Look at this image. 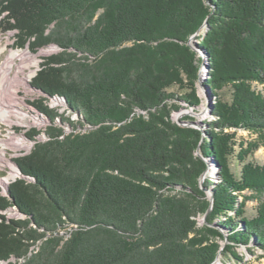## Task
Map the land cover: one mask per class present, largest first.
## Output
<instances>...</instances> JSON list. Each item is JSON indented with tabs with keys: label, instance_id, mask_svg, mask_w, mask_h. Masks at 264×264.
<instances>
[{
	"label": "trees",
	"instance_id": "1",
	"mask_svg": "<svg viewBox=\"0 0 264 264\" xmlns=\"http://www.w3.org/2000/svg\"><path fill=\"white\" fill-rule=\"evenodd\" d=\"M0 27L17 32L20 48L29 42L32 51L61 49L32 80L44 94L35 108L53 117L43 103L61 96L94 127L63 140L51 129L47 143L16 160L22 178L8 197L0 196V210L13 204L29 217L26 225L33 221L50 233L65 223L77 226L67 242L48 238L25 264H213L220 239L240 262L238 246L264 249V165L247 160L258 147L242 144L235 157L233 136L215 131L264 134V98L249 85L264 84V0H0ZM199 31L219 119L209 125L201 151L215 158L223 180L204 228L194 219L210 207L198 186L206 170L195 156L202 132L172 117L178 102L201 103L203 62L189 46ZM175 87L187 93L170 92ZM226 88L230 101L221 97ZM34 132L28 138L41 131ZM246 190L259 197L247 220L250 198L237 205ZM234 210L235 219L216 224ZM1 219L0 259L26 255L37 234Z\"/></svg>",
	"mask_w": 264,
	"mask_h": 264
},
{
	"label": "rangeland",
	"instance_id": "2",
	"mask_svg": "<svg viewBox=\"0 0 264 264\" xmlns=\"http://www.w3.org/2000/svg\"><path fill=\"white\" fill-rule=\"evenodd\" d=\"M203 29H208L207 23L204 24ZM16 34V31L3 32L0 27V65H4V63L10 59L12 53H16L17 56L13 57L11 60L15 61L12 74L14 75L18 67H21V77L28 79L26 84L20 82L17 85L14 83V85H10L6 88L4 87V92L2 93V95L4 94V97L2 98V95L0 96V196L3 197H8V189L11 184L22 178L16 160L23 159L30 155L35 149L37 143H47L50 140L48 136L50 133L49 130L56 129L58 133H55V135L58 134V136L54 139L63 140L70 135L87 134L94 128L83 121L79 112L70 109L64 97H49L48 100L43 103V106L49 109V113L54 117L53 120V117H48L43 113L41 114L39 110L35 108V103L42 101L41 96L44 94L31 86L32 80L38 75V72L43 69L42 64H44L45 60L59 54L61 49L56 45H49L47 47H37L32 51L29 42L25 48H20L17 46ZM199 34L200 31L195 37L190 39L189 46L197 53V58L202 59L203 62V64H201L199 79L197 81V94L201 99V103L197 108H192L184 102H178V106L181 109L174 112L172 117L178 125L202 132L201 142L199 148L195 152V156L205 163L206 170L200 177L198 186L199 189L203 191L205 199L211 204L212 194L214 195L215 201V186L221 184L223 181L222 176L220 175L221 168L215 158L212 156H205L202 153L201 148L202 144L209 138L208 130L211 129V126L209 125L219 120L218 117L213 114L212 110L218 99L215 96L217 92L213 93L211 88L206 85V82L210 79V70L206 68V63L204 62L207 57L199 48ZM80 56L81 55H77V57ZM249 85L255 94L261 95L264 98V84L254 81ZM170 92L177 93L179 96L187 93V91H181L177 87L171 89ZM221 97L225 101H230V89L226 88L223 90ZM8 107L9 110L12 109L10 111L11 115L5 117L3 114ZM186 123L191 124V126H185ZM181 124H184V126ZM35 130L41 131L40 134H37L38 136L36 137L33 136L28 138L27 134L33 133V135H35ZM215 131L217 133H223L224 135L233 136V156L235 157L240 152L242 144L244 145V148L250 143L256 144L258 150L247 160L260 166L264 165V134H262V132L235 127H228L223 130L215 128ZM231 167L235 175L239 177L241 166L237 163L235 158H232ZM246 197L250 198L246 202V207L244 209L246 212L244 218L247 220L256 215V210L259 204V199L257 198L259 197H257L256 192L246 190L243 193L238 194L237 205L240 206L242 202L245 201ZM193 202H197L196 197L193 198ZM208 211L205 215L199 214L194 218L197 221L199 228L207 226V216L212 212ZM1 217L7 221L6 223L12 221L25 223L22 232H24V229H27V231H34L37 236L35 239L28 242L29 246L26 255L16 258L9 257L5 260L0 259V264H25L30 258L39 254L48 238L53 236L62 237V243H64L71 239L73 232L77 230V226L68 225L66 223L52 233L46 232L43 228H39L33 221L26 225V223L29 222V217L21 213L13 204L6 209L0 210V223L3 221ZM235 217L236 210L230 211L228 212V215H223L217 219L216 224L219 221L226 222L228 218L235 219ZM212 227L219 229L222 233L224 232L227 237L229 236V231L222 230L221 226L214 225ZM216 241L220 245V251L213 264H264V249L253 243L248 247L243 245L237 247L235 254L241 258L242 261L240 262L237 259H234L231 254L225 252L227 245L225 244V239Z\"/></svg>",
	"mask_w": 264,
	"mask_h": 264
},
{
	"label": "bare ground",
	"instance_id": "3",
	"mask_svg": "<svg viewBox=\"0 0 264 264\" xmlns=\"http://www.w3.org/2000/svg\"><path fill=\"white\" fill-rule=\"evenodd\" d=\"M16 56H17L16 53H12V55L10 56V59L7 62H5L4 65L3 64L0 65V96L4 92V87L6 88V87H8L10 85H14V83H16V85H17L20 82H24V84H26L27 83L26 81H28L27 78H22L21 77V74H22L21 67H18V69H17V71L15 72L14 75L12 74L13 73V69H14L13 65H14L15 61H11V60H12L13 57H16ZM3 97H4V94L2 95V98ZM11 106H9V107H11ZM9 107L7 108V110L5 111L3 116L8 117V116L11 115L10 111L12 109L9 110ZM4 185H5V183H4Z\"/></svg>",
	"mask_w": 264,
	"mask_h": 264
},
{
	"label": "water",
	"instance_id": "4",
	"mask_svg": "<svg viewBox=\"0 0 264 264\" xmlns=\"http://www.w3.org/2000/svg\"><path fill=\"white\" fill-rule=\"evenodd\" d=\"M181 125L184 126V124H181ZM185 126H191V124H187V123H186ZM213 205H214V195L212 194V197H211V204H210V209H209L208 212H211V211H212V209H213ZM225 244H227V239H226V241H225Z\"/></svg>",
	"mask_w": 264,
	"mask_h": 264
}]
</instances>
